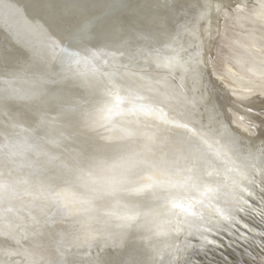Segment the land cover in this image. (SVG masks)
<instances>
[{"label":"snow or ice","instance_id":"obj_1","mask_svg":"<svg viewBox=\"0 0 264 264\" xmlns=\"http://www.w3.org/2000/svg\"><path fill=\"white\" fill-rule=\"evenodd\" d=\"M223 7L0 0V264L264 249V97L238 131L204 59Z\"/></svg>","mask_w":264,"mask_h":264},{"label":"bare ground","instance_id":"obj_2","mask_svg":"<svg viewBox=\"0 0 264 264\" xmlns=\"http://www.w3.org/2000/svg\"><path fill=\"white\" fill-rule=\"evenodd\" d=\"M220 2L226 7L221 8L218 16L214 17L213 39L210 51L205 49L204 59L212 72L211 59L215 55L213 45L216 41L220 48L219 51L217 47V52L221 53L217 59L219 69L216 79L223 82L228 91H232L230 93L236 97V102L243 107L240 110L233 107L229 111L230 123L243 133L247 122H242L241 117H245L243 110H246L248 100L264 97V0ZM225 17L229 19L226 21ZM220 90L224 95L225 92ZM224 96L228 97L226 94Z\"/></svg>","mask_w":264,"mask_h":264},{"label":"rangeland","instance_id":"obj_3","mask_svg":"<svg viewBox=\"0 0 264 264\" xmlns=\"http://www.w3.org/2000/svg\"><path fill=\"white\" fill-rule=\"evenodd\" d=\"M249 15L251 16L252 12ZM228 19L229 18L225 17L226 21ZM213 47H214L213 52L215 55L213 56L214 57L213 60L211 59V63H212L213 78L215 79V78H217L218 69H219V66L217 64V61H218L217 59L221 55V53L217 52V47L219 48V45H218V43H216V41H215V44L213 45ZM219 51H220V48H219ZM215 52L218 54H216ZM216 66H218V67H216ZM229 92H232V91L230 90ZM243 113H245V110H243ZM243 116H245L244 118L246 121L245 120L243 121V119H244L243 117H241V121L246 123L247 122V116L246 115H243ZM238 127H239V129H242L241 126L238 125ZM228 251H227L228 253L225 252L224 254L228 256L229 260L233 258L232 260H237V261L243 260L244 264H264V249H261L259 247H255L254 245L247 249L248 252L245 251L243 248L242 249H228ZM242 252H244V255L241 254ZM218 258H219V256H217V259Z\"/></svg>","mask_w":264,"mask_h":264},{"label":"water","instance_id":"obj_4","mask_svg":"<svg viewBox=\"0 0 264 264\" xmlns=\"http://www.w3.org/2000/svg\"><path fill=\"white\" fill-rule=\"evenodd\" d=\"M246 14H248V13H246ZM246 14H245V16H246ZM213 58L214 57H212V60H213ZM212 73V76H213V72H211ZM214 79V78H213ZM215 81H216V83L218 84V86L225 92V94L228 96L227 98L229 99V100H232V98L235 100V101H237V99H236V97H234L229 91H228V88H226V86L223 84V82H221V81H219L218 79H214ZM224 94V93H223ZM224 94V95H225ZM232 97V98H231ZM236 107V110H240V109H242L243 107L242 106H240V104L239 103H237V105L235 106ZM246 111V110H245Z\"/></svg>","mask_w":264,"mask_h":264}]
</instances>
